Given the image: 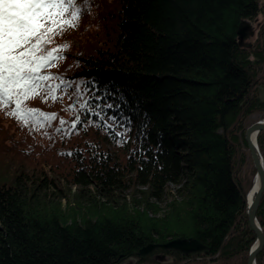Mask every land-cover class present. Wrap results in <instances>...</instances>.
Listing matches in <instances>:
<instances>
[{
  "label": "trees",
  "instance_id": "1",
  "mask_svg": "<svg viewBox=\"0 0 264 264\" xmlns=\"http://www.w3.org/2000/svg\"><path fill=\"white\" fill-rule=\"evenodd\" d=\"M117 2L116 36L104 48L87 41L97 36L94 17L46 45H68L42 70L64 84L56 100L40 90L23 101L21 112L38 110L34 119L25 124L10 115L14 103H0V155L6 148L32 166L0 185V264H115L173 238L201 243L217 260L248 255L252 179L243 187L236 177L246 148L236 123L264 64V25L251 49L236 32L264 15V1ZM257 104L245 118L264 100ZM256 141L264 160V131ZM256 217L264 235V200ZM240 218L251 236L243 242L230 235Z\"/></svg>",
  "mask_w": 264,
  "mask_h": 264
},
{
  "label": "snow or ice",
  "instance_id": "2",
  "mask_svg": "<svg viewBox=\"0 0 264 264\" xmlns=\"http://www.w3.org/2000/svg\"><path fill=\"white\" fill-rule=\"evenodd\" d=\"M81 14L76 0H0V103H14V111L10 115L27 124L38 111L28 109L21 112L23 101L30 94L47 90L51 99H57L56 92L64 81L42 74V70L63 59L59 53L67 51L68 45L52 50H47L46 45L51 43L52 37L63 34L66 29L78 27ZM52 80H59V83H47ZM44 119L55 120L56 116L51 114ZM60 123L63 125L65 121ZM35 126L43 125L36 120ZM72 126L76 127L75 121Z\"/></svg>",
  "mask_w": 264,
  "mask_h": 264
},
{
  "label": "rangeland",
  "instance_id": "3",
  "mask_svg": "<svg viewBox=\"0 0 264 264\" xmlns=\"http://www.w3.org/2000/svg\"><path fill=\"white\" fill-rule=\"evenodd\" d=\"M118 0H91L90 3L92 4L90 6V8H88L87 6L81 5L80 2L77 0L76 4L77 7L81 9V16L78 20V22H87L90 21L93 17L96 20V25L98 30H94L96 33V37H93L92 35H90L91 37H89V39L87 41H89L90 43V48L96 50V49H102L104 48V44L107 42V40L109 41H113L115 39V28H116V22H117V18H116V14L118 11ZM264 0H260V2H263ZM87 3V1H85ZM240 23H248L250 26V30L253 32V35L248 38L245 41V44H249L250 47H241L244 49H251L255 46L256 43H260V39H262V35L260 33V30L262 28V26L264 25V15L259 14L255 19L251 20V21H242ZM239 23V24H240ZM100 24V25H99ZM238 24V25H239ZM99 25V27H98ZM90 26L86 25V29L89 28ZM104 28H107V33L104 32ZM100 34H98V32ZM83 39V38H82ZM79 53H82L79 52ZM264 64L260 66L258 72L256 71L255 75H254V79L257 82V84H254L247 96V100L249 99V104H246V106H248L246 109L242 110L245 112V110H249V109H253L255 106L257 107L258 104L257 102L264 100ZM250 105V106H249ZM263 109L260 110H255L253 112H250V114L247 115V117L245 118L244 115L245 113L243 112L242 115L239 113L238 117H237V123L239 124V126L242 128H244V134L245 131L247 129V127H249L251 124L257 122V121H261L264 120V106H262ZM245 118V119H244ZM260 133V132H259ZM258 135V134H257ZM256 135V137H257ZM243 139H244V135H243ZM245 142V140H244ZM257 144V141H256ZM246 145V142H245ZM0 146H5L2 144V142H0ZM258 148V147H257ZM240 150L241 153L244 154V161H240V157L238 155H236L235 159V165L234 168L236 170V177L237 180L240 181L241 185L243 187H246L248 185V183L251 181L253 182V177H255V169L253 167V162L252 159L249 155L247 146L246 148H244V146H240ZM260 153V152H259ZM261 155V153H260ZM262 157V155H261ZM263 160V157H262ZM22 158L16 154L15 156H12L9 152L6 151V148H4V150H2V153L0 155V185L5 182L8 178H10V176H12V170L14 168H17L18 166L24 164L26 165L28 168H32V166L30 165V163H23L22 162ZM239 164V165H238ZM263 164H264V160H263ZM46 169L49 167L48 165L45 166ZM254 171V172H253ZM252 173H253V177H252ZM171 193H174V187L172 185H169ZM73 191V190H72ZM249 192V191H248ZM247 192V193H248ZM247 196V194H246ZM134 200L135 202H141L143 201V199L141 198L140 195H132L129 193V196L127 197V200ZM177 199V196H176ZM170 199H168L169 201ZM264 200V189L263 192L261 194L260 200H259V204L257 206L256 212H255V217H256V213L257 210L259 209V206L261 204V201ZM62 206H65V202L62 201L61 202ZM166 204V201H165ZM246 206H247V201H246ZM165 207L162 206V210H164ZM168 211V210H166ZM163 212V211H162ZM162 212L161 215H159V217L162 216ZM246 212V210H245ZM246 219H247V215H246ZM257 219V217H256ZM241 220V218H240ZM258 221V220H257ZM248 223V220H247ZM259 223V221H258ZM260 225V223H259ZM249 226V224H248ZM261 228V226H260ZM250 229V227H249ZM251 230V229H250ZM262 230V228H261ZM248 232V228L246 227L245 223H244V219H242L240 221V223H238V226L236 227V230L232 229L230 232V235H234L233 238H235V240H238L237 242H243L245 239H249L251 236L249 235ZM263 232V231H262ZM244 236V237H242ZM264 236V235H263ZM254 237V241L255 242V235L253 234ZM232 238V236H231ZM229 236V239H231ZM171 240H175L174 238ZM169 240V241H171ZM168 242V241H167ZM166 243V242H165ZM253 243L251 244L249 251L253 245ZM164 244V243H162ZM198 245H201L204 247L205 249V245L201 244V243H197ZM148 245H154V244H148ZM155 245H160V243H157ZM147 246V245H146ZM145 247V246H144ZM142 247V248H144ZM142 248H140L139 250H141ZM155 249H161V248H155ZM203 249V250H204ZM161 250H165V249H161ZM197 251V252H192V253H182V252H178L181 255H188L187 257H178L174 254H168L165 251H154L153 254H159V255H164L165 258H163L162 261L160 260H152L149 262V259H147L145 262H147V264H246V260H247V256L244 253H241L240 255H237L235 257H232L231 259L228 260H221L220 258L217 260V255L215 256H208L205 255L204 253H202V251ZM174 251V250H172ZM248 251V253H249ZM138 252V251H137ZM262 258H261V262L260 264H264V245L263 248L258 252L262 253ZM199 253V254H197ZM149 254V253H148ZM257 254V255H258ZM137 255V253H136ZM256 255V257H257ZM139 256V255H137ZM216 259V261H214ZM256 259V258H255ZM137 260V259H135Z\"/></svg>",
  "mask_w": 264,
  "mask_h": 264
},
{
  "label": "water",
  "instance_id": "4",
  "mask_svg": "<svg viewBox=\"0 0 264 264\" xmlns=\"http://www.w3.org/2000/svg\"><path fill=\"white\" fill-rule=\"evenodd\" d=\"M236 35H237L238 45L240 47H250L249 44H245V41L253 35V32L250 30V26L248 23H240L237 27ZM262 131H264V120L257 121L251 124L249 127H247L244 134V140L246 142L249 155L252 159L253 167L256 171L254 178H256V181H258V188L254 194L253 200L251 201L250 204L246 206V215H247L248 224L251 231L256 237L255 242L252 245L254 248L251 247L247 256L246 264H255L256 255L263 248L264 245L263 232L255 217V212L259 204L261 194L264 189V164L262 157L257 148L256 138L254 139L255 144H253L250 141L253 134L257 135L259 132ZM155 248L174 250L182 253H192L204 249L203 246L198 245L194 241L175 239L160 245H155V244L147 245L141 250H139L137 252V255L139 256L147 255Z\"/></svg>",
  "mask_w": 264,
  "mask_h": 264
},
{
  "label": "flooded vegetation",
  "instance_id": "5",
  "mask_svg": "<svg viewBox=\"0 0 264 264\" xmlns=\"http://www.w3.org/2000/svg\"><path fill=\"white\" fill-rule=\"evenodd\" d=\"M154 251H158V249H153L149 254L144 255L143 257L129 258V259L117 262L115 264H147V262H145L147 259H149V262L151 261V259L154 260V262H155V260L156 261L157 260L162 261L163 258H165L164 255L162 256V255H159V254H153ZM135 259H137V260H135Z\"/></svg>",
  "mask_w": 264,
  "mask_h": 264
},
{
  "label": "bare ground",
  "instance_id": "6",
  "mask_svg": "<svg viewBox=\"0 0 264 264\" xmlns=\"http://www.w3.org/2000/svg\"><path fill=\"white\" fill-rule=\"evenodd\" d=\"M255 138H256V135L253 134L252 137H251V140H250L253 144H255V141H254ZM257 188H258V181H256V178L253 177L252 186H251V188H250V190H249V192L247 193V196H246L247 205L250 204L251 201L253 200V197H254V194H255Z\"/></svg>",
  "mask_w": 264,
  "mask_h": 264
}]
</instances>
